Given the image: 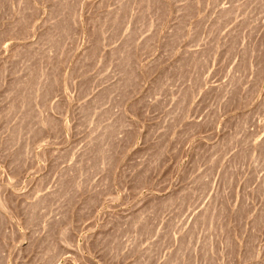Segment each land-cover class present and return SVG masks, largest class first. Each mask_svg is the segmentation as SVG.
<instances>
[{"label":"rangeland","instance_id":"rangeland-1","mask_svg":"<svg viewBox=\"0 0 264 264\" xmlns=\"http://www.w3.org/2000/svg\"><path fill=\"white\" fill-rule=\"evenodd\" d=\"M0 264H264V0H0Z\"/></svg>","mask_w":264,"mask_h":264}]
</instances>
